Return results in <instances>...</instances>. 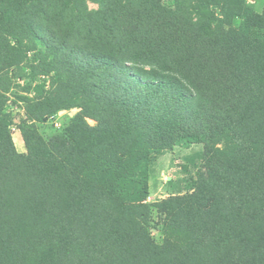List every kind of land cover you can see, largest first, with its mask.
<instances>
[{
    "label": "trees",
    "instance_id": "trees-1",
    "mask_svg": "<svg viewBox=\"0 0 264 264\" xmlns=\"http://www.w3.org/2000/svg\"><path fill=\"white\" fill-rule=\"evenodd\" d=\"M86 1L0 0V264H264V7ZM23 66L50 85L21 97L18 152L5 96ZM193 143L157 244L151 162Z\"/></svg>",
    "mask_w": 264,
    "mask_h": 264
},
{
    "label": "rangeland",
    "instance_id": "rangeland-1",
    "mask_svg": "<svg viewBox=\"0 0 264 264\" xmlns=\"http://www.w3.org/2000/svg\"><path fill=\"white\" fill-rule=\"evenodd\" d=\"M162 4L173 7L175 0H160ZM192 1V0H190ZM202 0H194L200 2ZM218 0H212L209 9L220 16V7ZM253 5L257 13H260L264 7V0H246ZM87 7L91 10L97 9L98 4L93 0L86 1ZM192 10V8H190ZM22 76L13 77V85L6 93L5 110L9 112L11 118L10 132L14 141L20 137V115L23 112L22 106L24 101L21 97H34L38 93V87L44 86L49 89L50 79L48 75L40 74L32 77L30 69L23 66ZM79 111V108L61 109L58 112L46 116L44 123L48 132H59L66 125L69 118ZM89 124H95L93 119H87ZM22 145V144H21ZM23 147V146H22ZM24 148V147H23ZM203 150L202 144H183L176 145L170 150H164L153 157L148 173V192L145 202L153 205L147 228L150 235L157 244H161L164 239L163 233V215L154 207L155 203L168 198L172 195H180L187 192L193 185L198 172L200 171L201 159L200 154Z\"/></svg>",
    "mask_w": 264,
    "mask_h": 264
},
{
    "label": "crops",
    "instance_id": "crops-1",
    "mask_svg": "<svg viewBox=\"0 0 264 264\" xmlns=\"http://www.w3.org/2000/svg\"><path fill=\"white\" fill-rule=\"evenodd\" d=\"M13 142H14V145H15L16 150H17L18 152H24V151H25L24 144L22 143L20 137L17 139V142L14 141V139H13ZM21 144H22V145H21ZM22 146H23L24 148H23Z\"/></svg>",
    "mask_w": 264,
    "mask_h": 264
}]
</instances>
